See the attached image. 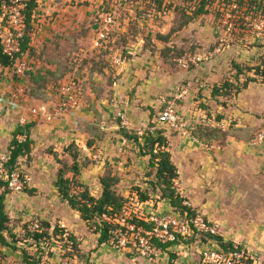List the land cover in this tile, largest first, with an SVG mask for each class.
Returning a JSON list of instances; mask_svg holds the SVG:
<instances>
[{
	"label": "rangeland",
	"instance_id": "1",
	"mask_svg": "<svg viewBox=\"0 0 264 264\" xmlns=\"http://www.w3.org/2000/svg\"><path fill=\"white\" fill-rule=\"evenodd\" d=\"M37 1L29 32H34L33 43H37L36 25L41 23L37 19L43 16L40 48L32 45L35 51L32 57L42 61L46 79L38 83L41 88L30 87L25 104L53 99L59 82L73 77L82 89V108L72 116L56 118L53 122L39 120L38 123L30 119L36 122L29 130L39 124L34 133L28 130L35 143L34 154L22 156L17 166L31 181L23 191L9 192L5 196L6 250L13 258L18 257L16 252L26 253V258L38 264L43 257L44 264H117L118 260L125 264H143L138 261L143 258L133 249H116L108 241L102 245L97 243L95 226L84 222L58 194L54 184L58 170L61 168L63 176L71 178V155L77 153L81 165L76 177L78 182L70 185L71 193L86 187L90 195L98 197L101 193L99 178L107 174L116 177L114 189L125 202L138 197L137 191H147L150 198L149 204L143 206L144 213L152 212L157 217L169 213L171 206L154 188L155 170L148 165V155L141 153L137 142L122 135L119 118L127 122L128 133L138 137L159 131L167 140V137L186 135L183 134L186 131L189 135L203 134L226 148L229 138L239 134L246 143L253 144L254 135L264 132V81L248 67L264 59V26H256L259 16L241 15L242 8L235 11L230 0H209L204 7L207 12L199 13L185 24L184 15L195 13L200 7L199 0H163L160 6L156 0ZM61 9L65 11L64 23L58 25L60 17L55 16ZM105 11L114 14L115 24L108 49L102 50L94 45V21ZM195 56L200 59L192 61ZM113 58L120 61L115 63ZM183 59L186 66L182 64ZM235 65H239L240 70L237 71ZM246 77H255L256 81L243 87ZM225 81L232 86L215 94L211 92ZM24 85L28 91V83ZM163 100L171 101L176 109L175 125L157 121ZM119 113L124 118L118 116ZM3 114L0 115V134L11 140L15 129L22 126L13 121V115L5 117ZM60 120L62 122L56 123ZM74 142L77 146L72 144ZM81 143L86 144V148ZM4 149L0 148V152H5ZM187 153H178L175 160L190 163V171L196 170V163L203 165L200 155ZM235 161L231 156L226 157V165H223L226 173L236 166ZM178 170L175 180L182 190ZM190 175L191 172L189 179ZM242 177H234L236 182L228 177V197H220L216 203L210 200L213 189L208 181L199 184V193H194L199 201L196 205L191 194L182 190L190 207L217 226L220 235L231 242L237 241L233 237L238 221L249 216L244 204L229 197L238 185L243 188ZM204 195H208L209 201ZM213 213L221 220L214 218ZM35 218L41 231L47 233L42 235L45 236V239L41 237L42 243L32 238L34 232L28 228ZM60 229L76 233L78 247L71 249L69 239ZM115 251L125 257L121 258ZM103 253L112 254L110 260H104ZM163 260L164 256L160 261Z\"/></svg>",
	"mask_w": 264,
	"mask_h": 264
},
{
	"label": "built area",
	"instance_id": "2",
	"mask_svg": "<svg viewBox=\"0 0 264 264\" xmlns=\"http://www.w3.org/2000/svg\"><path fill=\"white\" fill-rule=\"evenodd\" d=\"M230 5L235 11L242 8L239 11L242 13L241 15L259 16V25L256 26H264V0H230ZM24 6L25 0L4 1L0 13V47L2 52L12 60L11 64L4 68L10 72L13 80V88L0 92V104L5 105L9 111L19 112L17 119L19 126L27 125L31 118H40L51 122L56 118L72 116L74 112L82 108L83 99L79 81L71 77L59 82L55 88L53 99L26 106L25 103L29 97L26 95L24 85L25 73L31 69L30 64L33 57H30L29 53L32 41L29 48L25 51L20 50L21 38L26 27ZM94 23L96 25L94 45L99 49L107 50L115 24L114 14L110 11L98 14ZM29 35L32 39L34 32ZM195 59L199 60L200 57L195 56L192 61ZM119 61V58L114 59L115 63ZM182 64L186 66L184 59ZM163 104L158 112L157 121L175 125L178 117L173 103L163 100ZM118 116H121L120 113ZM126 123L125 119H122V124L126 125ZM138 133L141 134L140 131ZM15 138L18 141H24L26 135L19 132L15 134ZM252 142L264 146V132H258ZM203 147L205 150L219 148L217 143H204ZM8 157L9 153L0 154V179L6 182V185L0 184V195L5 191L21 192L29 186L31 181L27 174L20 171L17 163L12 170H6L5 164ZM176 182L174 180L173 187L182 199L181 204L190 206L183 198L182 190ZM146 204H149L148 200L139 201L138 197H134L129 202H125L116 212H104L100 215L99 222L103 221L109 225L108 242L114 248L133 249L132 251H135L140 257L155 264L163 262L160 261L162 256H164V262H167L170 252L176 254L177 264H257L253 261L248 250L238 243L234 242L231 247L225 248L219 241L209 238V235L218 234L217 226L209 223L203 216L196 214L187 217L186 212L181 215L171 207L169 213L163 217H157L152 212L144 213L143 206ZM134 218L142 220L147 225H138L133 221ZM30 223L28 228L31 232H41L37 218ZM40 239L38 240L42 243L45 236ZM198 243H202V245L198 246ZM159 245H167V248L161 249ZM182 251H185L186 255L190 257L186 263L178 261ZM16 253L18 257L13 258V255H10V252L6 250V246L0 244V264H26L22 253ZM39 264H44V257L40 259Z\"/></svg>",
	"mask_w": 264,
	"mask_h": 264
},
{
	"label": "trees",
	"instance_id": "3",
	"mask_svg": "<svg viewBox=\"0 0 264 264\" xmlns=\"http://www.w3.org/2000/svg\"><path fill=\"white\" fill-rule=\"evenodd\" d=\"M4 1L8 0H0V13H1V5ZM163 0H156L155 3H157L158 6L162 4ZM229 1V0H226ZM37 0H25V6L23 8V13L25 15V31L23 33V37L21 38V51H25L27 48H29V44L31 43V37L29 35V31L31 30L30 27V20L33 14L34 9L37 6ZM200 7L198 10L190 15H184L185 19L183 21V24L187 23L191 19L195 18L199 13H206L207 10L204 9L206 4L210 2L209 0H199ZM162 38V35L160 36ZM34 49L32 47L29 48V53L31 56L34 55ZM11 59L2 52V49L0 47V67H7L11 64ZM236 70H240L239 65H235ZM249 71H253L255 76H258L261 78L262 81H264V59L261 61L260 64L252 67H248ZM47 71V70H46ZM46 74V72H45ZM43 72L41 73L40 70H38L36 73H34L31 69L27 70L25 73V77L28 80V91H26V95H30V87L35 88H41L42 86H39L38 83L42 82L44 79H46V75ZM71 78V77H68ZM73 78V77H72ZM67 79V78H66ZM255 77H246L245 81L243 82V87H246L249 82H255ZM232 86V84L228 81H225V83L221 87H214L212 89V93H218L219 90L222 88H229ZM119 124H120V131L127 140H133L135 143L137 142L141 148V153L143 155H148V165L151 168H154V177H155V183L154 188H157L160 192V198L166 199L168 204L175 210L178 211L181 215H183L184 212L187 213V217L195 216L197 214L196 209L191 208L190 206H184L182 205V199L179 197V195L175 192L173 187V182L175 179L178 178V172L177 167L171 160V154L166 149L167 148V140L165 136L162 135L161 132L155 131V133H145L144 135L138 137L136 134H130L128 133L125 125L122 124L120 118H119ZM31 124H27L25 126H22V128H17L14 131L12 139L9 141L8 144V161L5 164V168L7 171L12 170L16 166V162L19 157L21 156H30L31 146H30V140L27 137L26 132H28V129L31 127ZM23 133L26 135V138L24 141H18L15 138L16 133ZM194 136L201 142V143H217V141H214L213 139H208L203 134L194 133ZM255 136V135H254ZM143 138V142L140 143L139 139ZM213 140V141H212ZM251 140V139H250ZM75 146H77V143H72ZM87 146H90V142L86 143ZM85 144V145H86ZM220 144V143H219ZM86 147V146H85ZM72 158V165L71 170L72 175L71 178L64 177L63 172L59 169L57 172V178L54 182L55 187L57 189L58 194L68 203V205L74 209L78 214L79 217L84 222H90L89 224H93L95 226V233L98 234L97 242L98 244L106 243L109 239V225L105 222H99L100 215L104 212L108 213H114L116 210L121 208V206L125 203V199L123 197H120L115 189L114 185L117 181L116 177L110 176V175H104L99 178V183L101 185V193L98 197H94L90 195L89 190L85 187L82 191H78L77 193L73 194L71 193L70 185L72 183H75L74 181L78 182L76 180L77 175L79 174L80 169V163L78 160V154L71 155ZM0 184L6 185V182L0 179ZM77 186H81V183ZM8 191H5L3 194L0 195V244L6 246V237L5 232L8 231L7 222H8V216L5 211V196L8 194ZM137 196L139 201H147L150 197L148 195L147 191L140 192L137 191ZM133 221L137 223L138 225H147L142 220L134 218ZM46 227L49 228V225L45 223ZM55 229V228H54ZM59 231H62V234L65 235L66 238L69 239V242L71 243V249H75L77 246L76 237L74 234L68 233L65 229H60ZM55 233V231L53 230ZM46 231L41 232H34L32 233V238L38 240L42 237V235H46ZM209 238L215 239L220 242L221 246L223 247H231L234 242L225 240L220 233L216 235H209ZM205 240V239H203ZM162 248H166L164 245H160ZM169 259L166 264H177L176 263V254L174 252H170ZM23 260L26 264H38L36 261H32L26 258V253L22 255ZM250 261V260H249Z\"/></svg>",
	"mask_w": 264,
	"mask_h": 264
},
{
	"label": "crops",
	"instance_id": "4",
	"mask_svg": "<svg viewBox=\"0 0 264 264\" xmlns=\"http://www.w3.org/2000/svg\"><path fill=\"white\" fill-rule=\"evenodd\" d=\"M61 10L62 11H59L57 15L55 16V17H58V16L60 17L59 22L57 23L58 25L59 24L63 25L64 23V14H65L64 12L65 11L63 9ZM37 21L41 22L36 25V28L38 31L37 33L38 35H35L37 39V43L35 44L33 43L34 35H32L31 44L35 48H40L39 44L42 39L41 38L42 34L40 35L39 33L44 27V23H45L44 17L42 16L41 19L38 18ZM55 30L57 32L58 28ZM41 48H42V45H41ZM37 52L39 53L40 51H37ZM38 58L34 59L33 57L31 61V64H32L31 70L34 73H36L38 70H40V72L42 73L45 70L44 66L42 65V61ZM11 78L12 76L10 72L4 67H0V92L3 90H8V89L10 90L11 88H13L11 87L13 86V80ZM24 82L28 83V80L25 78ZM2 112H4L3 115L5 117L7 115L9 116L13 115L14 117L13 121L15 123L18 122L17 119L19 116H18L17 111H14V110L9 111V109L5 107V105L0 104V115ZM33 120H36L39 123L40 122L39 120H43V119L33 118ZM32 121L29 122L28 124H32L36 122V121H33V122ZM60 122H62V120L56 123H60ZM38 123L37 125H34L31 128V130L29 129L28 130L31 131L32 133H34V130L37 131L38 128H35V127L39 126ZM11 125L12 127L14 126V124H11ZM31 132L26 133L28 139L30 140V146H31L30 156L34 154V150H35V143L31 140L32 138ZM183 134H186V135L177 136V137H174V136L167 137V148H166L171 154L172 162L179 169L178 170L179 176H180L179 179L183 186L182 190L186 191L187 195L191 194L192 198L195 201V204L193 205H196L199 201H197L198 196L195 197L194 193H199V189H198L199 184L201 183L205 184V182L208 181V183L211 184V187L213 189L211 190L213 196L210 197V200L216 203V199H220V197L223 199H227L228 197V186H227L229 182L228 177L233 178L234 182H236V179L234 177L236 176L239 177L243 175L242 180H245L243 181L244 183L243 188H240V185H238L239 187L237 188L235 187L234 192L231 195H229V197L232 198V201L236 200L238 203L244 204L245 207L248 208L247 213L249 214V216H247V218L245 217L246 219L242 220V222L238 221L236 227L234 228V231H236V233L234 234L233 239L237 240L236 243H238L239 245H241L242 247L248 250L249 254L253 258V261H255L257 264H264V148L263 146L254 144V143L251 144L249 142L246 143L243 139L239 137L240 135L236 133L238 135H234L233 137L229 138L228 142L230 143L226 147L227 149L225 148V146L222 147V145L218 143V146H219L218 149L205 150L203 147L204 143H201L194 135H189L186 133V131L183 132ZM9 141L10 140L6 138V136L4 135L2 136L0 134V148H5L4 150L5 152L7 150V153H8ZM177 142L179 146H177ZM81 146H84V148H86L85 145H83V143H81ZM196 147L200 149L199 152L195 149ZM224 149L227 151L225 153H222ZM53 150H57V149L53 148ZM202 150L203 152H201ZM187 151L192 152L191 153L192 155L194 153L196 154V156L200 155V161H204L202 166H200L199 163H196L195 171H190L191 170L190 165H189L190 163L189 164L184 163L183 159L181 160V162L180 161L178 162L175 160L178 153L182 154L183 152L184 155H187L188 154ZM5 152H0V154H4ZM227 156H231L233 160L236 159L235 161L236 166L232 167L233 169H227L228 173H226V171L224 170V166H223V165H226L225 159ZM23 157H26V156H23ZM23 157L22 156L19 157L18 160L19 159L23 160ZM186 158L188 157L186 156ZM241 159H243V161H241ZM20 167H23V166L21 165ZM189 172H191L190 179H189ZM195 184L197 185V187H195ZM201 191H204V190H201ZM203 194L204 192L202 193V196ZM234 195L236 198L234 197ZM216 197H219V198H216ZM204 198L205 200L209 201L208 195H204ZM216 214L217 213H213L212 216L214 218H217L218 220H221L218 216H216ZM71 232L74 233V231H71ZM96 236H97V233H96ZM118 251L117 252L115 251V253L120 255L121 258L125 257L123 253H120ZM103 255L105 256L104 260H110V256H112V254H108V253H103ZM189 259L190 257L186 255L185 251H182L181 255L178 258V261H180L181 263H186ZM129 260L134 262L135 258H132V259L129 258ZM138 261H141V263L143 264H148L145 262V259L144 260L141 259ZM163 262H159L156 264H166L167 263V262H164V263ZM104 263L108 264V262H104ZM117 264H125V263L123 260H118ZM152 264H155V263H152Z\"/></svg>",
	"mask_w": 264,
	"mask_h": 264
}]
</instances>
